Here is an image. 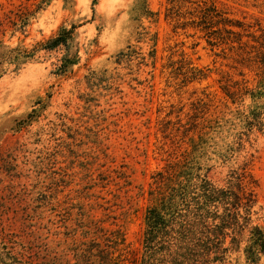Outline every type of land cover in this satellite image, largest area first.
Returning <instances> with one entry per match:
<instances>
[{
	"label": "rangeland",
	"instance_id": "obj_1",
	"mask_svg": "<svg viewBox=\"0 0 264 264\" xmlns=\"http://www.w3.org/2000/svg\"><path fill=\"white\" fill-rule=\"evenodd\" d=\"M40 1L0 0V42L31 50L60 26L80 25V60L57 76L61 51H40L0 77V243L7 251L27 264H83L78 251L118 232L138 257L152 177L192 149L190 138L198 142L196 132L185 135L194 122L209 127L199 142L207 177L227 187L231 171L245 167L257 185L252 223L264 228V135H243L239 119L264 101L251 98L258 71L240 63L236 46L210 47L166 17L187 19L188 1H205L258 36L264 0H50L14 31L15 13ZM139 1L151 18L135 15ZM192 70L205 77L186 81L182 72ZM223 86L240 93L231 100ZM239 141L230 161L218 159L223 143ZM225 264H246L242 251Z\"/></svg>",
	"mask_w": 264,
	"mask_h": 264
},
{
	"label": "trees",
	"instance_id": "obj_2",
	"mask_svg": "<svg viewBox=\"0 0 264 264\" xmlns=\"http://www.w3.org/2000/svg\"><path fill=\"white\" fill-rule=\"evenodd\" d=\"M50 0H41L32 11L15 13L14 20L9 21L13 30L24 31L29 19ZM65 5L72 0H63ZM95 0L92 4L94 5ZM194 7L189 11L188 18L181 19L178 14L167 15L175 19V31H190L189 36L198 35L210 47L236 46L240 63L257 69L258 88L251 98L264 96V32L256 36L249 31L250 26L228 18L213 3L188 1ZM134 13L138 17L151 18L144 2L135 5ZM171 14V13H170ZM181 20V21H180ZM80 25L70 24L60 26L55 35L43 43L28 50L22 46L10 48L0 42V77L7 73L9 67L20 70L32 61L35 54L44 51L60 50L62 55L58 60L53 74L65 76L71 73L79 63V49L76 43V30ZM243 39H247L243 41ZM153 59V52L150 53ZM186 81H200L205 76L200 71H189V76L182 72ZM225 95L234 100L240 93L230 92L227 87H221ZM260 95V97H256ZM242 129L249 135L253 130L264 135V101L256 105L248 114L239 113ZM203 122H210L205 121ZM192 123L185 130L197 134L198 142L192 149L182 154L178 159L168 164L163 171L152 177L149 197L152 205L144 215V231L141 236L142 252L135 257L127 246L122 234L111 232L104 234V244L93 242L95 249L78 251V262L83 264H225L229 256L242 251L246 264H258L264 257V228L252 223V209L255 206L254 189L256 182L247 173L245 167L239 171H231L227 187L213 184L207 177L209 168L200 163L201 151L199 142L205 136L208 126L198 127ZM200 135V137H199ZM240 140V138H238ZM228 145L223 143L218 154L222 162L231 160L242 148L241 141ZM101 246V247H100ZM242 246V248H241ZM0 264H27L14 257L0 243Z\"/></svg>",
	"mask_w": 264,
	"mask_h": 264
}]
</instances>
